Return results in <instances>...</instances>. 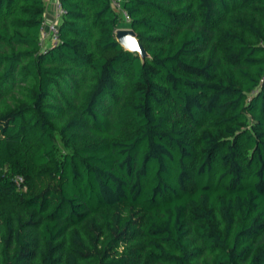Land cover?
Listing matches in <instances>:
<instances>
[{
	"label": "trees",
	"instance_id": "1",
	"mask_svg": "<svg viewBox=\"0 0 264 264\" xmlns=\"http://www.w3.org/2000/svg\"><path fill=\"white\" fill-rule=\"evenodd\" d=\"M59 2L0 0V264H264V0Z\"/></svg>",
	"mask_w": 264,
	"mask_h": 264
},
{
	"label": "built area",
	"instance_id": "2",
	"mask_svg": "<svg viewBox=\"0 0 264 264\" xmlns=\"http://www.w3.org/2000/svg\"><path fill=\"white\" fill-rule=\"evenodd\" d=\"M122 1L123 0H112V3L115 8L121 11ZM63 13H64V9L61 3L59 2V0H56L54 18L51 20H47L42 30L41 40L43 46L57 45L59 43L60 41L59 23L62 20ZM124 15L127 16V13L125 12Z\"/></svg>",
	"mask_w": 264,
	"mask_h": 264
},
{
	"label": "water",
	"instance_id": "3",
	"mask_svg": "<svg viewBox=\"0 0 264 264\" xmlns=\"http://www.w3.org/2000/svg\"><path fill=\"white\" fill-rule=\"evenodd\" d=\"M116 38L126 50L138 53L142 60L150 56L133 28L122 27L116 29Z\"/></svg>",
	"mask_w": 264,
	"mask_h": 264
},
{
	"label": "crops",
	"instance_id": "4",
	"mask_svg": "<svg viewBox=\"0 0 264 264\" xmlns=\"http://www.w3.org/2000/svg\"><path fill=\"white\" fill-rule=\"evenodd\" d=\"M47 2V11H46V19L47 20H51L54 18L55 15V5H53V2H55V0H46Z\"/></svg>",
	"mask_w": 264,
	"mask_h": 264
},
{
	"label": "rangeland",
	"instance_id": "5",
	"mask_svg": "<svg viewBox=\"0 0 264 264\" xmlns=\"http://www.w3.org/2000/svg\"><path fill=\"white\" fill-rule=\"evenodd\" d=\"M55 2H56V0H55ZM55 2H53V5H55ZM127 25H128V23L126 21H123V26H127Z\"/></svg>",
	"mask_w": 264,
	"mask_h": 264
}]
</instances>
